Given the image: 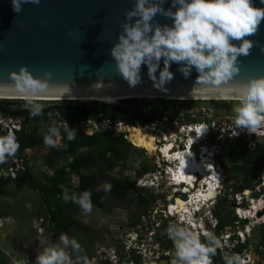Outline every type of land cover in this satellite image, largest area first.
<instances>
[{
	"label": "clouds",
	"instance_id": "1",
	"mask_svg": "<svg viewBox=\"0 0 264 264\" xmlns=\"http://www.w3.org/2000/svg\"><path fill=\"white\" fill-rule=\"evenodd\" d=\"M166 2L167 8L164 7ZM26 3L39 4L40 0H11V8L13 12L20 13L22 5ZM260 5H264V0H260ZM158 15L170 23H160L156 19ZM124 16L121 31L109 49V54L119 76L129 87H135L141 82V70L144 66L147 78L152 81V87L167 94L169 89L166 85L174 78L170 67L175 63L176 71L184 79H188L193 71L197 73L189 90L191 93L236 100L233 124L237 129L255 134L258 129L264 128V76L250 78L246 83H230L240 71L239 57L249 55L254 45L249 37L258 31L264 21V7L256 6L254 0H134L133 6L125 11ZM261 51H264V46H261ZM44 75L50 77L51 73L45 72ZM10 79L16 82L22 93L31 97L48 90L47 83L40 78H33L26 67L11 74ZM145 100L154 102L157 99L130 101H140L146 105ZM29 104L32 116L41 113V105L32 100H29ZM190 127L193 128L192 132L190 130L183 133L194 141V147L205 139L216 142L215 149L208 152L211 154L208 157L213 159L216 169L224 170L216 183L228 186L230 178L221 163L225 161L224 144L233 139L221 135L220 127L207 124L206 119L191 124ZM131 128L136 127L128 126L129 130ZM199 129L205 131L201 140L197 139ZM63 131L67 140L75 138V133L68 125L63 126ZM60 134V128L49 127L43 136L44 144L57 147L55 138ZM125 134L129 135L130 132L126 131ZM18 149L19 143L14 133L0 136V164L14 157ZM194 151L198 153L200 150ZM4 174V170L0 169V175ZM104 188L108 191L111 185L105 184ZM62 199L77 204L84 214L92 211L91 192L87 190L78 196L74 193L69 195L64 190ZM188 224H191V220ZM33 226L37 227L35 221ZM38 231L42 233L43 229L38 228ZM165 232L174 248L172 264H212V257L216 255L221 244L210 231L203 232L205 240L201 241L200 234L175 222L170 223ZM59 239L63 247H46L36 256L34 264H73V258L66 249L71 248L73 252H78L81 250L80 244L64 234ZM239 259L238 256L226 257V264H239ZM84 264H87L86 259Z\"/></svg>",
	"mask_w": 264,
	"mask_h": 264
},
{
	"label": "water",
	"instance_id": "2",
	"mask_svg": "<svg viewBox=\"0 0 264 264\" xmlns=\"http://www.w3.org/2000/svg\"><path fill=\"white\" fill-rule=\"evenodd\" d=\"M133 3L134 0H40L39 4H23L21 12L15 13L11 0H0V98L56 97L53 98L57 100L54 102L78 101L66 100L70 98L141 99L135 97L222 101L191 93L189 90L197 73L193 71L188 79H184L176 71L175 63L170 67L174 78L166 85L169 89L167 94L152 87L144 66L141 82L135 87L128 86L119 76L109 49L121 31L125 11ZM254 3L264 7L260 5V0H254ZM164 7H168L167 2ZM156 19L160 23H170L159 15ZM249 39L254 41V45L249 55L239 57L240 71L230 83H246L250 78L264 76V51H261V46H264V21ZM21 67H26L33 78L44 80L48 90L34 97L22 93L16 82L10 79V75L18 73ZM45 72H50L51 76L45 77ZM97 102L112 105L122 103ZM204 171L209 178L211 172L208 169ZM263 194L262 186L251 196L259 199ZM181 198L178 202L182 209L187 196L182 194ZM262 215L264 210L258 213V217ZM157 218L164 221L161 215ZM263 239L264 225L256 226L248 237L259 264H264L257 254Z\"/></svg>",
	"mask_w": 264,
	"mask_h": 264
},
{
	"label": "built area",
	"instance_id": "3",
	"mask_svg": "<svg viewBox=\"0 0 264 264\" xmlns=\"http://www.w3.org/2000/svg\"><path fill=\"white\" fill-rule=\"evenodd\" d=\"M2 101H4V99H0V102ZM23 101L27 102L29 100ZM32 101L35 102V100ZM23 108L30 109V107L27 106H23ZM233 119L234 117L232 116L228 118V122L223 128L222 134L224 136L233 140L242 139L244 143H247L253 149L258 146L260 141H264V128L258 129L255 134L248 133L246 130L243 131L237 129L233 124ZM22 125L23 119L0 114V131L2 133L7 134L12 132L15 134L16 131L21 132L23 131ZM81 127L83 128L82 124ZM179 129L181 132H189L190 130L192 132L193 128L190 126H181ZM101 131L125 134L129 129L124 122L113 123L108 121L96 124L94 128L88 130V133L92 134ZM163 136L166 144L159 149L161 154L155 161L156 169L136 178L137 187L148 190L156 199L167 193L164 204L152 207L146 215L141 217L142 224H139L137 227L129 228L131 231H129L130 233L128 234V237L131 242L133 241L132 243L142 238L149 247L148 249L147 247L142 246L140 248L135 247L138 256L143 258H153L152 264H157V261L162 258L167 260V264H172L174 259V248L172 241L167 237L165 229L170 223L175 222L187 226L190 230L200 234L201 241H204L205 239L203 232H212L221 241L220 247H218L217 250L220 252V257L224 262H226V257L238 256L240 258L239 264L257 263L254 256V249L252 245L248 243V237L251 236V233L256 226L264 225V215L259 218L257 217L259 211L264 209V201H255L251 197L254 191H259L260 187H264V162L260 166V183L250 189L236 191L235 187L240 184L234 186L229 183L228 186H220L216 183V180H218L224 170H218L215 168L213 159L208 157L211 154L208 153L204 146L201 147V150L198 153L195 152L193 149L194 141L188 137L180 151L169 157L165 155L164 150L169 146H172L173 148L174 144L169 141L166 135L163 134ZM125 138L128 140L129 135L125 134ZM178 155H181V158L186 159L188 156H191L195 163L199 164L202 163L203 160H207L206 169L210 170L212 174L209 178H207L204 170L203 172L182 174L180 170L182 161L180 158H177L178 160L175 158ZM164 162L169 164L164 167ZM174 163L175 165H171ZM22 166L23 160L13 157L10 167L8 166L6 170L4 169L5 174L1 175V179H17V175L22 169ZM162 168H164V171H162ZM210 182H212L214 190L211 189ZM211 192H213L214 195H211ZM182 194H185L187 198L184 199V207L181 209L178 200L182 199ZM225 197L230 202V216L226 217L229 223L226 227L221 228V219L216 215L215 211L217 204L220 201L219 199H226ZM158 215L163 216L164 221L157 218ZM225 215L228 216L226 213ZM8 220L9 219H6V221H4L0 219V229ZM189 220H191V224H188ZM45 221L47 224L49 223L47 218H37L35 220L37 227L33 226V228L36 230L38 236L45 235L46 237L50 235L52 240L55 236L50 233L49 227H47ZM38 228H42L43 232H39ZM47 229L49 232H47ZM158 229H163L164 233L156 235ZM126 235L127 234L124 233V236ZM156 236L159 237L156 238ZM260 250H262V247ZM101 256L102 254L99 255V258ZM110 257L111 261L115 263L116 258L115 255H113V252L110 254ZM73 264L84 263H77L73 260ZM87 264L101 263L97 258H93L91 261H87Z\"/></svg>",
	"mask_w": 264,
	"mask_h": 264
},
{
	"label": "trees",
	"instance_id": "4",
	"mask_svg": "<svg viewBox=\"0 0 264 264\" xmlns=\"http://www.w3.org/2000/svg\"><path fill=\"white\" fill-rule=\"evenodd\" d=\"M19 102L21 103L22 101L4 100L0 102V114L21 117L25 121L30 122L28 127H25L23 131L15 133L19 143V149L16 155L24 159L26 171L22 173L17 180H11L24 184L38 194L41 203L40 211L44 215L43 218H47L49 221L50 233L56 237L61 234L78 237V235L72 231L79 232L80 230H85L83 224L72 216V213L80 207L71 200L65 202L62 199L65 188L72 190V194L74 193L77 196L85 190L91 192V203L98 208H103L105 206L108 196H112L118 200H125L129 193L136 192V190L124 191L125 186L131 181L130 178L120 176L114 177L111 176V172L119 166L118 162L120 160L128 159L131 148L138 151L139 154L144 152V150L136 148L135 145L134 147L125 139L124 134L99 132L89 136L75 128L76 124L81 121L87 118H94L95 115L99 113V108H87V106L84 105L86 103L76 106L72 103L66 104L60 101L56 102L53 106L42 109L39 115L32 116L30 114V109L23 108V105H20ZM98 104L102 105L101 103ZM104 109L109 111V117L114 120L124 117L132 121V118L129 116L123 115L120 117L116 115V112L122 111L118 106H104ZM53 112H56L61 122H65L69 125L70 130L75 133V138L71 141L67 140L65 138L63 126L53 125L61 130V134L59 135L61 137V144L55 148L51 147L49 156L43 155L44 163L54 170L53 174L49 176V174L43 172L37 173L29 169L28 157L25 151L27 149H37L45 145L43 136L46 132L40 133L39 127L42 125L46 126L53 118ZM3 135L6 134L0 131V136ZM242 141V139L238 140L240 143L239 156L242 159V164L234 165L231 168L234 174L242 177V184L235 187L236 191L250 189L260 183V166L264 162V145H259L252 150L248 147L249 145L247 143H243ZM85 149L89 150L88 153L82 151ZM91 150L95 151V153H92ZM109 153L111 154L110 156L108 155ZM60 163L64 164L60 165ZM5 165V163L0 164V169H5ZM91 166H96L98 168L97 174L87 171ZM120 167L123 171L124 165ZM34 173H36V176ZM71 175L78 177L79 181L77 186L70 185L68 178ZM102 181L106 182L105 184L111 185L110 190L105 191L104 188L103 192L98 191ZM2 183V180H0V190L2 188ZM145 191L148 190L138 188L136 192L139 197V203L144 207L149 203V200L143 195ZM218 206L216 215L221 219L220 227L224 228L229 222L221 215L220 202ZM1 218L2 213H0V219ZM138 220L139 219L136 221ZM130 224H134V221ZM74 254L77 257L81 256L79 251L74 252ZM219 258L220 252L217 250L216 255L212 257V264H217ZM24 263L31 264L32 262L25 261ZM0 264H13V260L4 253H1Z\"/></svg>",
	"mask_w": 264,
	"mask_h": 264
},
{
	"label": "rangeland",
	"instance_id": "5",
	"mask_svg": "<svg viewBox=\"0 0 264 264\" xmlns=\"http://www.w3.org/2000/svg\"><path fill=\"white\" fill-rule=\"evenodd\" d=\"M87 102V101H86ZM35 103H38L41 105L42 109L46 107H50L56 104V102H48V101H36ZM66 104H70L68 102H65ZM202 103V102H200ZM207 103V102H206ZM20 105L30 107L29 101L21 103ZM73 105L79 106L80 104L72 103ZM103 104V103H101ZM209 104V105H208ZM236 101L233 100H225V101H213L208 102L207 105L212 107H217L218 111L222 112V114L226 113V115L234 117V107H235ZM83 105V103H81ZM87 107H95L99 104L96 102H88L86 104ZM102 106V105H100ZM56 114L53 116V118L46 124V126H40L39 132H47L48 128L57 125H65L64 123L60 122ZM88 126H83L84 129H88ZM57 140V145L61 144V138L58 136L55 138ZM132 139V138H131ZM240 142V141H239ZM235 140H228L224 144V150H225V160L230 161L231 163L239 162V165L242 164V159L239 156L240 151V143ZM243 145V144H242ZM264 145V141H260L258 146ZM222 145L220 144V149H222ZM249 148L253 149L251 146H248ZM51 147H48L46 145L38 147L37 149H33L32 151L28 152V158H29V169L37 172V173H46L51 175V168L48 167L44 161H43V155L49 156ZM85 153H88L89 150H82ZM92 153H95V151H92ZM135 155H138L140 157V154L138 151L134 150L133 148L130 149V154L128 159H122L118 162L119 166L124 165V170L122 171L121 167H116L114 169L113 174L118 175L120 177H125L127 172L131 173V175L134 174V169L137 168V165L139 161L141 160L139 157H136ZM46 157V156H45ZM143 159V158H142ZM64 163H60V165H63ZM237 164V163H236ZM88 172L97 174L98 168L95 166H91L88 170ZM229 173V170H228ZM230 173H232L230 171ZM36 176V173H34ZM233 174V173H232ZM231 174V176H233ZM113 176V175H111ZM233 179L229 175V183L232 185H239L242 184V177L237 176ZM70 185L77 186L78 185V177L71 175L68 178ZM7 181V180H4ZM4 181L1 184V186H4ZM16 183V182H15ZM106 182L102 181L101 185L98 188V191L103 192L104 191V184ZM6 186V185H5ZM16 187H18L16 189ZM64 190H67L69 195L72 194V190L65 188ZM11 192L12 196L8 197V199L3 198L2 200H5L7 203L5 209L3 210V216L7 215L11 218L3 217L2 220L6 221V219H9L7 222L4 223V226L0 229V256L1 253H4L6 256H12V260H15L14 258L19 257L18 264H25V261L32 262L31 264H34V261L36 259V256L39 255L46 247H63L59 237L61 235H58L55 237V239H52L50 235L46 237H40L38 236L36 230L33 228V221H35L37 218L44 217V215L40 211L41 203L39 200L38 194L29 189L25 185L19 184V186H15L12 189L9 190ZM4 192H0V196L3 197ZM143 195L149 200L150 204L146 205L145 207L142 206L139 203V197L136 192L129 193L127 199L125 200H118L112 196H108L106 199L105 206L103 208H98L94 205H92V211L88 214H84L82 210L79 208L76 211L72 213V216L75 217L79 222L83 224V228L85 230H80L79 232L72 231L73 233H76L78 237L76 236H70L67 235L70 239L74 238L79 244L83 243V246L81 247V250L79 251L81 255L80 261H83L86 257V251L89 248L90 252L93 254L94 249L98 248H107L112 245H114L115 239L119 237L121 234V228L124 230L129 229L132 227L130 224L132 221H136L143 213L146 215V213L151 209V207L154 205L155 197L152 195L149 191H145ZM226 198V197H225ZM220 207V212L223 211L225 206L228 207L230 205V202L228 199H222ZM151 205V206H150ZM13 217V218H12ZM47 224V222L45 221ZM47 227H49V223L47 224ZM47 232L48 229H47ZM44 234V233H43ZM45 236V235H44ZM88 243V244H87ZM90 245V246H89ZM262 246L264 247V241L262 243ZM66 251L73 257L74 252L71 248L66 249ZM262 256L264 257V250L258 251ZM11 258V257H10ZM78 260V259H77ZM82 263V262H81ZM84 263V261H83Z\"/></svg>",
	"mask_w": 264,
	"mask_h": 264
},
{
	"label": "flooded vegetation",
	"instance_id": "6",
	"mask_svg": "<svg viewBox=\"0 0 264 264\" xmlns=\"http://www.w3.org/2000/svg\"><path fill=\"white\" fill-rule=\"evenodd\" d=\"M145 102L147 104L143 105V103H140V101L128 100V101H122V103L118 104V105L104 104L103 103L102 106L98 105L95 107H89L91 109L99 108L98 109L99 113H97L94 118H87L86 120L81 121L80 123L76 124V126H75V128L78 129L80 132H82L85 135H89V136H92V135L99 133V132H94V133L90 134V133H88V130H91L92 128H94V126L96 124H100V123H104V122H108V121L113 122V123L124 122V124L126 126H133V127L141 129V131L143 130L145 133H151V136L154 137V144L156 146V148L154 150L152 149L153 151L150 150L148 148V146H144L143 148H140L136 145L134 140L129 138L133 142V143H131L130 140L128 139V141L133 146L135 145L136 147L143 149L144 152L140 153V157L138 155H135L136 157H139L141 160L139 161L137 168L134 169V174L131 175V173L127 172V174L125 176V177H128L131 179V181H129L128 184L124 188V191H126V192L128 190H133V191L136 190V192H137L138 187H137L136 178H138V177H140L146 173L152 172L153 170L156 169L155 161H156L157 157L160 156V153H159L160 150L159 149L163 145L166 144V141L162 135L163 133L166 136H168L169 141L173 142V144H174V147L173 148L170 147V149H169V151H170L169 154L172 155V154H175L178 150H180L181 147H183V144L185 142L186 137L189 136V135L180 131L179 128L181 126H190L191 124H196V123H199L200 121H205V119H206L207 124H210V125L214 124V125H217L218 127H220L221 135H223L222 134L223 128L226 126V124L228 122V118L231 117L229 115H226V113L222 114V112L218 111L217 107L211 108L210 107L211 105L210 106H208L209 104L207 105L208 102L207 103L206 102L196 103L193 101H187V100H183V99L182 100L157 99L154 102L146 101V100H145ZM68 103L81 104V103H88V102H85V101H71L70 102V101H68ZM104 106H118V107H120L122 111L116 112L117 113L116 115H118L120 117L123 115L129 116L132 118V121H130L129 119H125L124 117L119 118L117 120L110 118L109 117V111H106L104 109ZM144 106H145V108L143 109ZM55 113L56 112H53V116L55 115ZM56 117L59 120V117L57 116V114H56ZM13 118L23 119L21 117H13ZM56 119L54 117V120H56ZM31 123H33V122H31ZM62 123H64L65 125H68L65 122H62ZM29 124H30L29 121H25L23 119L22 130H24L25 127H28ZM81 124L84 126V128H85V126H88L87 127L88 130L82 128ZM60 126H63V125L60 124ZM161 126H163V128H161ZM17 132H20V131H16L15 133H17ZM101 133H108V132H102L101 131ZM197 139L201 140L200 138H197ZM202 146H204L208 152H211L215 149L216 142L214 140H211V139H205L202 142L196 143V147H194V150H201ZM218 146H219V144H218ZM32 150L33 149H27L25 151V154L28 155V152L32 151ZM164 152H165V150H164ZM108 155L110 156L111 154L109 153ZM167 156H168V153H167ZM15 157L18 159H22V157H18L16 154H15L14 158ZM191 159H193V158L191 157ZM22 160H23V166L17 175V179L19 178V176L22 173H24L26 171L25 161H24V159H22ZM27 160H28V163L30 164L29 158H27ZM12 161H13V157L8 159V161L5 163L6 164L5 170L8 168V166L10 167ZM167 165H168V163L164 162L163 166L165 167ZM118 167H120V166H118ZM206 168H207L206 166H203V170ZM51 170H52L51 173L53 174L54 170L53 169H51ZM162 171H164V168H162ZM230 171H231V168H230ZM113 172L114 171L111 172V175H113L114 177L118 176V175H114ZM190 172H188V173H190ZM199 172H201V171H199ZM17 179H15V180H17ZM166 196H167V193L163 194L160 198H157V199L155 198L156 203H154V205L152 207H156L159 204L160 205L164 204L166 201V199H165ZM149 204H150V202L147 205H149ZM144 214L145 213H143L138 218L139 219L138 221H134V224H132V227H137L139 224H142L141 217ZM132 227H130V228H132ZM120 230H121V234L119 235V237L117 239H115L114 245L107 247L106 249L105 248H98L97 250L94 249L93 254L90 252V250L88 248L86 251L85 259L87 261H91L93 258H97L101 264H152L153 258H151V257H149V258L139 257L137 254L138 252L135 250L136 249L135 247L140 248L141 246L147 247V249H148L149 247L146 244V242L142 238H140L136 242L132 243L133 241L131 242L130 238L128 237V234L130 233L129 231H131V230L126 229L123 231L122 228ZM124 233H126L127 235L124 236ZM163 233H164L163 229H158V233L156 235H161ZM145 235H146V233H145ZM157 237H159V236H156V238ZM80 246L82 247L83 243H81ZM261 247H262V245L259 247L258 251L264 250L263 247H262V250H260ZM258 251H257V254L260 255V257L262 259V254H260ZM112 252L116 258L115 263H113L110 259L111 258L110 254ZM100 254H102V256L99 258ZM73 256L75 257V254H73ZM79 257H81V256H79ZM73 260L76 261L77 263H81V262L83 263V261H84V260L83 261L77 260L76 258H73ZM262 262H264V261L262 260ZM157 264H167V260L162 258L159 261H157ZM255 264H259V263H255Z\"/></svg>",
	"mask_w": 264,
	"mask_h": 264
},
{
	"label": "bare ground",
	"instance_id": "7",
	"mask_svg": "<svg viewBox=\"0 0 264 264\" xmlns=\"http://www.w3.org/2000/svg\"><path fill=\"white\" fill-rule=\"evenodd\" d=\"M53 98H56V97L0 98V99H17V100L18 99H24L25 101H27V100H35V102L36 101H44V102L45 101H48V102L57 101L56 99H53ZM61 98H65V97H61ZM135 98H141L142 99V98H145V97H135ZM148 99H156V98H154V97H148ZM169 99H171V98H169ZM184 99H186V100H198L196 98H184ZM66 100H78V101H85V102L86 101L87 102L100 101V102H109V103L115 102L116 104L119 103V102H122V101H127V99H111V98H70V99H66ZM205 100H208V99H205ZM217 100H220V99H217ZM221 100H228V101L229 100H233L234 101L235 99H221ZM129 132L131 133L129 135V138H132V140L135 141V143H136V145L138 147L143 148L144 146H148V148L150 150H152V149L154 150L156 148V146L154 144V137H152L150 135V133H145L144 131L139 130V128H131ZM204 133H205V131L203 129H199V138L200 139H203ZM170 147H172V146L167 147L165 149V152H164L166 156H167V153H168V156L169 157L171 156L169 154ZM180 156L181 155H178L175 158H176V160H178L177 158H180V160L182 161V166H181V169H180L181 172H182V174H186V173H188L190 171L191 172H199V171L202 172L203 171V166H206L207 167V165H206L207 164V160H203V162L201 164H199V163H195V161L193 159H191L190 156H188L187 159L186 158H181ZM204 170H206V169H204ZM183 179H184V177H183ZM210 187H211L212 190H214L213 185H212V182H210ZM211 195H214V193L211 192ZM252 199L255 200V201H264V194L261 195V197L259 199H255L253 197H252ZM259 212H261V211H259Z\"/></svg>",
	"mask_w": 264,
	"mask_h": 264
},
{
	"label": "crops",
	"instance_id": "8",
	"mask_svg": "<svg viewBox=\"0 0 264 264\" xmlns=\"http://www.w3.org/2000/svg\"><path fill=\"white\" fill-rule=\"evenodd\" d=\"M237 163V164H236ZM236 163H231L230 161H227L226 162V160L224 161V162H222L221 163V165L222 166H224L225 168H226V173L228 174V175H230V177L233 179L234 177H235V174L232 172V170H231V172L233 173H230V168L232 167V166H234V165H239V162H236ZM228 170H229V173H228ZM231 174L233 175V176H231ZM51 175H52V173H51ZM238 177H241V176H238ZM0 180H2V182L4 181L3 179H0ZM16 182V183H15ZM19 184H21V185H24V184H22V183H20V182H17V181H13V180H11V179H8L7 181H4V186H2V188H1V190H0V192L1 191H3L4 192V194L5 195H3V197H1L0 196V213H2V218L3 217H6V218H11V217H9V216H7V215H4L3 216V210L5 209V207H6V204H4V202L5 203H7L5 200H2L3 198H5L6 196V199H8V197H10V196H12V194H11V192H9V190L10 189H12L13 187H15L16 185L17 186H19ZM6 185V186H5ZM18 187H16V189H17ZM222 200V199H221ZM220 202V205H221V203H222V201H219ZM219 202H218V204H219ZM229 206L230 205H228V207L227 206H225V208L223 209V211L221 212L222 214V217L226 220V221H228V219L226 218V217H229L230 216V209H229ZM218 207L219 206H217V208H216V211H215V213L217 212V210H218ZM220 209H221V207H220ZM225 211H227V212H225ZM225 213L228 215V216H226L225 215ZM13 218V217H12ZM226 227V226H225ZM263 241H264V239H263ZM263 241H262V243H263ZM263 247V246H262ZM264 248V247H263ZM8 256V255H7ZM11 260H12V256H8ZM15 260H13V264H18V262H20L19 261V257L17 256V258H14ZM264 261V257L262 256V259H261V261ZM217 264H226V262H224L223 260H222V258L220 257L219 258V261L217 262Z\"/></svg>",
	"mask_w": 264,
	"mask_h": 264
}]
</instances>
